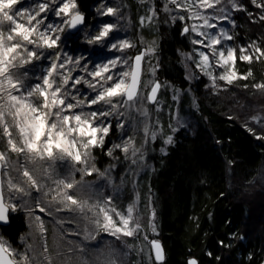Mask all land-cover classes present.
<instances>
[{"label": "rangeland", "instance_id": "rangeland-1", "mask_svg": "<svg viewBox=\"0 0 264 264\" xmlns=\"http://www.w3.org/2000/svg\"><path fill=\"white\" fill-rule=\"evenodd\" d=\"M43 2H46V0H21L16 8L20 11L24 9L32 11L36 9L39 3ZM47 2L50 3L52 8H55V5H51V0H47ZM76 2L79 8L78 0ZM57 3H59V0H57ZM237 3L243 6V10H236L232 8L228 0H222L221 4L216 7L193 8L192 11H189L186 8H177L174 4L169 3V0H138L140 17L139 25H137L129 13L124 0H97L91 7L90 15H86L84 26L76 33L66 29L64 33L60 34L61 40L58 42L59 46L57 48L35 49L37 54L40 55V59H34L30 64L14 70L19 75L26 73L24 77L26 84L39 83L41 82L40 77L46 73L51 62L55 60L56 53H60L62 59L64 57H71L72 60L80 57H84V59L81 60L79 66L69 63L66 64L65 69H60L59 71L65 75L70 72L74 78L83 77L84 80L91 82L92 77L88 75V72L94 70V65L106 63L107 60L116 56L130 58L129 64H131L137 54L143 53V74L138 97L133 102H129L118 109V113H122V115L114 113L107 118V121L111 123V128L106 141L111 136L112 127L115 126L117 127V136L114 144H128L129 146L127 153L121 150L131 161L130 171L127 174L129 178L127 177L124 182L114 180L109 169L101 170L99 168L96 157L93 154L95 167L100 172H106V175L100 176L97 172H93L92 175H84L82 184L73 190L77 199L88 201L89 204H95L98 201L103 202L108 197H112L113 206L120 212H125L129 204H134V215L142 225L140 232L135 237L117 239L109 232L102 231L93 223L95 217L88 208L81 211L73 206L75 210H69L60 203L59 199L53 200L57 189L55 182L68 174L72 167L70 160L50 161L45 159L29 161L24 155L18 156L16 153H10L9 162L11 167L3 168L2 171L5 202L7 203L9 196L8 179L10 177L14 181L20 179L23 168H27L32 172L42 185L40 191L32 189L31 195L28 196L20 193L12 194L14 196L12 203L16 204L15 211H24L28 220V229L21 237L20 245L13 247L1 236L12 249L19 252H27L32 264H49V258L51 264H108L111 260H115L117 263L118 258L128 257L130 254H135L139 261L152 262L155 260L154 249L150 242L152 240L161 242L158 238L156 215L153 216L155 212L150 210L146 220L148 211L140 203L137 180L148 167L153 166L151 162L147 163V155L149 149L153 148L152 144L158 139L162 140L159 151L166 153L167 147L171 144L165 143L167 138L171 136L173 143L175 133L180 128L191 125V120L185 114V111L188 109V102L196 101L193 84L197 83L200 78H205L211 87L217 89H226L230 85L226 81L219 79V76L224 74L227 69L216 66L215 60H211L212 67L208 69L216 77L215 83H213L209 75L196 66L200 61L199 52H210L211 50L200 44H195L193 41L205 39L204 36L199 35L200 32H204L206 35H217L223 29L233 39L221 38V44L217 45V48L225 50L234 48L237 53L234 31L239 24L235 17L246 9L245 5L242 4L243 0H237ZM257 3L260 4V1L257 0ZM102 5L118 9L117 14L114 16L100 15ZM252 5L255 8H259L256 4L252 3ZM189 7H191V2ZM221 9H224V11H221ZM79 10L81 13H85L80 8ZM193 11L207 18L209 23L215 25V27H207L204 24V19L196 18L192 15ZM224 15L228 16L227 20L218 19V17ZM246 15L254 16L253 18L255 19L259 17L256 11L246 13ZM180 17H183V19H180ZM39 19H43V24L39 26L43 30L44 25L47 24L62 26L63 17H57L54 11H48L47 13H42ZM21 22H26V16L21 18ZM105 22L117 25L116 30L110 34L111 37H114L113 42L125 40L134 46L121 52L111 49L110 45L104 47L99 44H89L87 42L88 39L95 35ZM176 22H180L183 29L185 27L189 28V31L183 34L187 35V40L190 42V50L179 51L181 64L191 83V86L186 90L161 77L159 72L160 29L162 26L166 28ZM193 26L196 27V31L191 30ZM4 30H8L7 25ZM205 43H207L206 40ZM252 45H255V43L241 45L240 49H248L243 54H256L250 47ZM32 47L31 45L29 46L30 49ZM85 63L88 71L84 70ZM125 70L126 68L124 67H118L114 71ZM234 70L238 73L236 60ZM156 81H160L161 90L156 103L152 104L148 97ZM68 90L82 99L94 97L95 95L93 89L83 82L76 85L73 89L70 81ZM114 102H120V98H116ZM101 107L107 110L106 106L98 104L91 107L85 105L83 111L87 113ZM254 117L257 118L253 119L255 125L264 126V116L262 117L263 119L259 114ZM261 119L263 120L262 124ZM153 134H155L154 139ZM110 139L113 141V137H110ZM2 147L3 145H0V148ZM82 167L83 165H76V168ZM46 171L47 175L45 174ZM74 176L77 181H80L82 174L76 171ZM261 180L264 186V178H261ZM107 183H109L112 191L108 192V194L104 190ZM124 188H129L133 192V198L128 203H124V198H120L118 194L116 195V192L121 193ZM40 208H44L45 211L41 212ZM15 211L10 209V213ZM37 217L40 218V221H37ZM114 219L116 218L114 217ZM41 221L44 231H41L38 226ZM151 224L155 225V232L152 231Z\"/></svg>", "mask_w": 264, "mask_h": 264}, {"label": "trees", "instance_id": "trees-1", "mask_svg": "<svg viewBox=\"0 0 264 264\" xmlns=\"http://www.w3.org/2000/svg\"><path fill=\"white\" fill-rule=\"evenodd\" d=\"M97 0H78L79 8L90 15ZM139 25L138 0H124ZM264 3V0H259ZM244 11L235 18L239 75L226 89L211 87L205 78L193 84L196 101L188 102L185 114L191 125L175 133L166 153L159 151L162 140L149 149L147 163L152 167L137 180L140 203L148 213L154 210L158 238L164 246L162 262L139 261L135 254L117 259L116 264H264V126L253 117L264 116V56L256 53L251 62L239 59L240 46L255 43L264 50V8L243 0ZM256 11L259 17L247 16ZM254 15V14H253ZM180 22L160 29V75L186 90L191 86L181 64L180 50H190ZM260 56L259 59L256 57ZM247 85V86H245ZM263 119V118H262ZM261 119V124L263 120ZM117 127L103 149H94L97 165L109 169L114 180L125 181L131 161L121 150L111 156ZM131 177V176H130ZM106 194L111 191L105 185ZM128 203L133 192L124 188L116 195ZM28 229L27 214L10 213V223L0 227V235L16 247ZM211 253V255H209Z\"/></svg>", "mask_w": 264, "mask_h": 264}, {"label": "snow or ice", "instance_id": "snow-or-ice-1", "mask_svg": "<svg viewBox=\"0 0 264 264\" xmlns=\"http://www.w3.org/2000/svg\"><path fill=\"white\" fill-rule=\"evenodd\" d=\"M20 2L21 0H0V145H3L0 148V168L11 167L10 153H16L18 156L24 155L29 161L70 160L72 167L68 174L55 182L57 189L53 200L59 199L60 203L69 210H75L73 206L81 211L88 208L94 214L93 223L117 239L135 237L140 232L142 225L134 215V204H129L125 212H120L113 206L112 197H108L103 202L89 204L88 201L77 199L73 190L82 184L84 175H92L93 172L99 173L100 176L106 175V172H100L95 167L93 150L105 147L106 138L111 128V123L107 121V118L114 113L122 115V113H118V109L138 97L143 53L136 55L131 64H129L130 58L116 56L107 60L106 63L94 65V70L88 72V75L92 77L91 82L84 80L83 77L74 78L70 72L65 75L59 71L65 69L66 64L69 63L79 66L84 57L76 60H72L71 57L62 59L61 54L56 53L55 60L51 62L46 73L40 77L41 82L26 84L24 78L26 73L19 75L14 70L30 64L34 59H40V55L35 49L57 48L58 42L61 40L60 34L64 33L66 29H77L79 25H83L85 17L79 10L76 0H59V3L57 0H51V5H55V8H52L46 0V2L39 3L32 11L18 10L16 6ZM190 2L191 7H189ZM221 2L222 0H169V3L174 4L177 8H186L189 11H192L193 8H213ZM228 2L232 8L243 10V6L237 3V0H228ZM252 3L259 8H264V3L258 4L257 0H252ZM101 9L100 15L102 16H114L118 12V9L104 5L101 6ZM48 11H54L57 17H63L62 26L47 24L44 25L43 30L40 29L39 26L43 24V19H39V17ZM192 15L204 19V24L207 27H215L198 12L193 11ZM25 16L26 22H21V18ZM218 19L227 20L228 16H220ZM261 19H264V16ZM6 25L7 31L4 30ZM116 28V24L105 22L87 42L104 47L110 45L111 49L121 52L126 48L133 47L134 45L125 40L113 42L114 37H111L110 34ZM191 30L196 31L197 29L193 26ZM183 31L187 33L189 28L185 27ZM199 35L204 36L205 39L194 40L193 43L200 44L211 51H200V61L196 66L209 75L213 83H215L216 77L208 71L212 67L211 60L216 61V66L227 69L224 74L219 76V79L228 84L237 79H247L248 75H251L250 72L248 75H239L234 70L236 49L217 48V45L221 44V38L233 39L226 31L221 29L217 35H206L204 32H200ZM30 45L33 46L31 49ZM250 47L255 53L264 56V50L261 48L255 45ZM247 51L248 49L241 48L242 54L239 59L251 62L253 56L243 54ZM260 56L256 58L259 59ZM230 65L231 67H229ZM118 67H124L126 70L114 71ZM84 70L88 71L86 63ZM70 81L73 89L81 82L88 84L95 92L94 97L82 99L78 95H73L68 90ZM255 87L264 89V84H258ZM159 88V83L152 86L149 100H156ZM116 98H120V102H114ZM98 104L106 106L107 110L101 107L87 113L83 111L85 105L91 107ZM253 119L257 118L253 117ZM154 138L155 134H153ZM165 143H172V137L169 136ZM117 149L127 153L129 146L128 144H114L107 149L106 154L111 156ZM76 165H83V167L76 168ZM76 171L82 174L80 181L75 179L74 172ZM45 174L47 175V171ZM7 187L9 196L6 203L4 182L0 181V223L8 222L9 209L16 210V204L12 203L13 193L28 196L31 195L32 189L37 191L42 189V185L27 168H23L20 179L14 181L10 177ZM40 211L43 212L45 209L40 208ZM154 215L155 213H153ZM36 219L40 221L39 217ZM38 226L41 231H44L42 221ZM150 226L155 232V225L151 224ZM150 243L154 249L155 260L162 262L164 260L162 245L158 240H152ZM0 264H32V260L27 252L12 249L3 238H0ZM49 264H51L50 258ZM108 264H116V261L111 260ZM188 264H198V262L195 259H190Z\"/></svg>", "mask_w": 264, "mask_h": 264}, {"label": "water", "instance_id": "water-1", "mask_svg": "<svg viewBox=\"0 0 264 264\" xmlns=\"http://www.w3.org/2000/svg\"><path fill=\"white\" fill-rule=\"evenodd\" d=\"M83 15H84V17H85V22H86V14L85 13H82ZM85 24V23H84ZM84 24L83 25H79L78 26V28L77 29H70L71 30V32H73V33H76L82 26H84ZM139 54H141V53H139ZM139 54H137V55H139ZM142 74H143V58H142V60H141V65H140V86H141V82H142ZM155 83H159L160 84V88H159V90L157 91V93H156V100L155 101H152V100H150V103H152V104H155L156 103V101H157V99H158V96H159V94H160V90H161V83H160V81H156ZM140 86H139V90H140ZM151 95V91H150V93H149V96ZM2 171H3V168H0V181H2ZM10 223V209H9V212H8V222L7 223H0V227H3V226H7L8 224ZM0 238H1V235H0ZM160 244L162 245V247H163V252H164V258H165V250H164V246H163V244L160 242ZM8 258H11V257H8ZM190 259H195V260H197L195 257H192V258H190ZM189 259V260H190ZM188 260V261H189ZM197 262H198V260H197ZM198 264H199V262H198Z\"/></svg>", "mask_w": 264, "mask_h": 264}]
</instances>
